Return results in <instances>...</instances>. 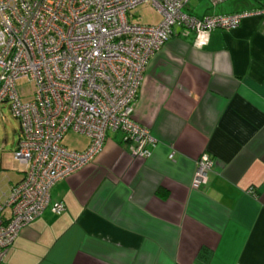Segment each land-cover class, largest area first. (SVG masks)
I'll use <instances>...</instances> for the list:
<instances>
[{
	"label": "crops",
	"instance_id": "crops-1",
	"mask_svg": "<svg viewBox=\"0 0 264 264\" xmlns=\"http://www.w3.org/2000/svg\"><path fill=\"white\" fill-rule=\"evenodd\" d=\"M182 8L250 13L201 46L173 34L148 58L133 117L157 139L149 156L107 130L94 158L51 186L65 208L22 225L6 264H264V0ZM14 148L0 158V199L24 174ZM205 151L212 168L193 186Z\"/></svg>",
	"mask_w": 264,
	"mask_h": 264
},
{
	"label": "built area",
	"instance_id": "built-area-1",
	"mask_svg": "<svg viewBox=\"0 0 264 264\" xmlns=\"http://www.w3.org/2000/svg\"><path fill=\"white\" fill-rule=\"evenodd\" d=\"M186 0H0V101L18 119L13 156L22 178L0 199V264L19 228L49 206L51 186L102 149L107 130H119L131 154L146 158L157 139L133 117L148 58L173 34L194 33L201 46L215 28H232L249 11L196 16ZM150 3L157 23L134 22L130 11ZM31 82L22 98L17 79ZM72 130L88 137L82 149L63 143ZM172 149L168 156L173 157ZM213 158L196 159L193 186L204 183ZM8 209V215L5 209Z\"/></svg>",
	"mask_w": 264,
	"mask_h": 264
},
{
	"label": "rangeland",
	"instance_id": "rangeland-1",
	"mask_svg": "<svg viewBox=\"0 0 264 264\" xmlns=\"http://www.w3.org/2000/svg\"><path fill=\"white\" fill-rule=\"evenodd\" d=\"M130 12L134 22L157 23L161 19L160 13L150 3H140L132 8ZM16 84L19 88H23V90L20 89L22 98L32 97L33 86L31 82L25 78H20L17 79ZM18 128V119L12 114L9 102L0 101V158L5 150L8 151L14 148ZM83 136L79 132L68 130L64 134L62 141L68 147L75 148L76 141L83 139ZM10 159L13 158L11 157Z\"/></svg>",
	"mask_w": 264,
	"mask_h": 264
}]
</instances>
